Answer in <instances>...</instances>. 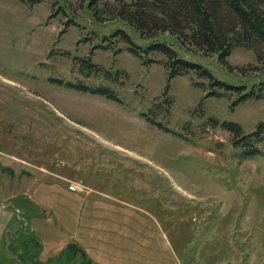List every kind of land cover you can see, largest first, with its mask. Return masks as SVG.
Instances as JSON below:
<instances>
[{"label": "rangeland", "instance_id": "obj_1", "mask_svg": "<svg viewBox=\"0 0 264 264\" xmlns=\"http://www.w3.org/2000/svg\"><path fill=\"white\" fill-rule=\"evenodd\" d=\"M97 1L101 18L91 0H0V166L37 180L10 206L18 229L0 264H264V140L243 156L223 126L255 131L264 96L209 95L194 74L169 80L163 54L145 64L110 38L123 28L149 44L113 19L132 0ZM176 45L264 95L254 50L237 47L224 64ZM89 56L102 70H85ZM52 78L110 87L124 103Z\"/></svg>", "mask_w": 264, "mask_h": 264}, {"label": "trees", "instance_id": "obj_2", "mask_svg": "<svg viewBox=\"0 0 264 264\" xmlns=\"http://www.w3.org/2000/svg\"><path fill=\"white\" fill-rule=\"evenodd\" d=\"M120 2H122L121 7L116 15L113 14L115 16L113 19L125 21L138 31L141 38L148 39L150 42L146 47L136 43L130 33L123 28L115 30L110 38L117 37L118 40L126 42L129 50L145 64L152 61L145 57V53L163 54L166 57L164 65L168 71L169 80L178 75L194 74L206 80V83L209 82L208 87L206 86L209 95H213L215 92L213 89L217 88L221 89L218 95H225V92L230 91L243 92L239 99L241 101L264 96L253 87L247 88L245 84L236 85L217 78L209 67L182 56L179 49L175 48L177 44L176 46L179 45L188 52H201L205 55L217 54L219 61L226 64L227 57L235 48L244 47L254 50L258 59L263 60L264 0H132ZM90 7L97 17L101 16L99 13L104 12V9L98 6L97 0H91ZM82 65L88 72L102 70L90 56L82 60ZM105 72L106 76H112L108 70ZM51 80L68 88L100 94L124 103L119 94L107 86L95 87L59 78ZM142 115L157 127L167 132H174L155 117H150L145 112ZM223 126L234 134L236 145L244 143L243 156H254L260 153L257 144L264 140V122L259 123L257 129L248 134L244 133L242 125L238 122L224 121Z\"/></svg>", "mask_w": 264, "mask_h": 264}, {"label": "crops", "instance_id": "obj_3", "mask_svg": "<svg viewBox=\"0 0 264 264\" xmlns=\"http://www.w3.org/2000/svg\"><path fill=\"white\" fill-rule=\"evenodd\" d=\"M36 184L37 180L26 175L24 170L16 173L11 165L0 166V248L4 237H9V234L18 229L14 222V213L10 210V206H14V198L29 193ZM13 227L14 230H12ZM7 245H9L8 242Z\"/></svg>", "mask_w": 264, "mask_h": 264}]
</instances>
